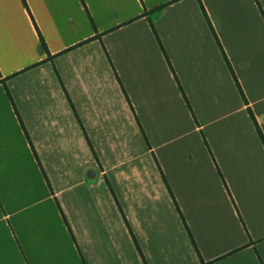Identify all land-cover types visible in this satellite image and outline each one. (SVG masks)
I'll list each match as a JSON object with an SVG mask.
<instances>
[{
    "label": "crops",
    "instance_id": "0c3cea01",
    "mask_svg": "<svg viewBox=\"0 0 264 264\" xmlns=\"http://www.w3.org/2000/svg\"><path fill=\"white\" fill-rule=\"evenodd\" d=\"M0 264H264V0H0Z\"/></svg>",
    "mask_w": 264,
    "mask_h": 264
},
{
    "label": "trees",
    "instance_id": "16d2710c",
    "mask_svg": "<svg viewBox=\"0 0 264 264\" xmlns=\"http://www.w3.org/2000/svg\"><path fill=\"white\" fill-rule=\"evenodd\" d=\"M42 46H43L44 50L46 51V48H45V45H44L43 41H42Z\"/></svg>",
    "mask_w": 264,
    "mask_h": 264
}]
</instances>
